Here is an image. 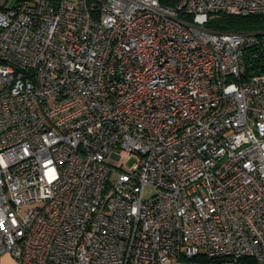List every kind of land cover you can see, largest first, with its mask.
<instances>
[{
	"label": "built area",
	"instance_id": "2783aa9c",
	"mask_svg": "<svg viewBox=\"0 0 264 264\" xmlns=\"http://www.w3.org/2000/svg\"><path fill=\"white\" fill-rule=\"evenodd\" d=\"M13 1L0 257L264 264V33L207 27L264 0Z\"/></svg>",
	"mask_w": 264,
	"mask_h": 264
},
{
	"label": "trees",
	"instance_id": "16d2710c",
	"mask_svg": "<svg viewBox=\"0 0 264 264\" xmlns=\"http://www.w3.org/2000/svg\"><path fill=\"white\" fill-rule=\"evenodd\" d=\"M207 27L218 32L264 33V15L212 14Z\"/></svg>",
	"mask_w": 264,
	"mask_h": 264
},
{
	"label": "rangeland",
	"instance_id": "374dc122",
	"mask_svg": "<svg viewBox=\"0 0 264 264\" xmlns=\"http://www.w3.org/2000/svg\"><path fill=\"white\" fill-rule=\"evenodd\" d=\"M14 2H15V0L13 2H11V5H13ZM0 57H2V53L1 52H0ZM109 162L111 164L115 165V166L123 167V168H127L128 169V168L132 167V165L134 164L135 158H131V159H127V160L125 158H122L120 161L110 160Z\"/></svg>",
	"mask_w": 264,
	"mask_h": 264
},
{
	"label": "crops",
	"instance_id": "0c3cea01",
	"mask_svg": "<svg viewBox=\"0 0 264 264\" xmlns=\"http://www.w3.org/2000/svg\"><path fill=\"white\" fill-rule=\"evenodd\" d=\"M0 264H19L10 254H3L0 257Z\"/></svg>",
	"mask_w": 264,
	"mask_h": 264
}]
</instances>
